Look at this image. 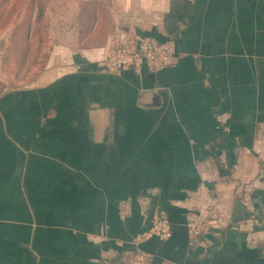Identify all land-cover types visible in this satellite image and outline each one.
<instances>
[{
    "label": "crops",
    "instance_id": "0c3cea01",
    "mask_svg": "<svg viewBox=\"0 0 264 264\" xmlns=\"http://www.w3.org/2000/svg\"><path fill=\"white\" fill-rule=\"evenodd\" d=\"M105 15L101 44L77 34L0 93V264H264V0H110ZM138 35L168 65L109 68ZM160 219L169 241L147 236Z\"/></svg>",
    "mask_w": 264,
    "mask_h": 264
},
{
    "label": "rangeland",
    "instance_id": "374dc122",
    "mask_svg": "<svg viewBox=\"0 0 264 264\" xmlns=\"http://www.w3.org/2000/svg\"><path fill=\"white\" fill-rule=\"evenodd\" d=\"M109 5L110 0H0L1 95L34 82L45 69L54 47L75 45L77 34L87 46L101 44L110 29L104 18ZM40 7L43 19L36 24ZM93 15H99L100 20L98 27L89 32ZM30 17L34 28L28 31L32 52L23 57L12 51L19 47L14 31Z\"/></svg>",
    "mask_w": 264,
    "mask_h": 264
},
{
    "label": "built area",
    "instance_id": "2783aa9c",
    "mask_svg": "<svg viewBox=\"0 0 264 264\" xmlns=\"http://www.w3.org/2000/svg\"><path fill=\"white\" fill-rule=\"evenodd\" d=\"M170 57L171 51L167 46L138 35L114 43L106 58V65L114 70H130L137 73L153 72L165 68ZM199 235L200 231L196 224L192 225L190 236L197 238ZM147 236L156 237L161 242L169 241L173 236L170 221L168 219L156 221Z\"/></svg>",
    "mask_w": 264,
    "mask_h": 264
},
{
    "label": "trees",
    "instance_id": "16d2710c",
    "mask_svg": "<svg viewBox=\"0 0 264 264\" xmlns=\"http://www.w3.org/2000/svg\"><path fill=\"white\" fill-rule=\"evenodd\" d=\"M41 14H42V8L40 7L38 14L36 15V20H37L35 22L36 24H39L41 19H43ZM90 19H92V23H91V28L89 29V32L92 31L93 27H95V28L98 27L100 16L99 15H93L90 17ZM31 21H32V18L30 17L28 22L22 23L14 31V40H15V43L17 42L19 47H14V49H12V51L17 52L19 55L22 54L23 57H25L28 52H29V54H31V52H32L31 51L32 50L31 43H30L31 39L28 38V31H29L30 27H31V29H34ZM89 32H87V34ZM82 34H84V31H82ZM33 35H34V32H33ZM80 37H81V34H80ZM25 61H24V63H25ZM135 260H136V255L134 252L117 251L114 254H112V256L107 258L104 261V264H134Z\"/></svg>",
    "mask_w": 264,
    "mask_h": 264
}]
</instances>
